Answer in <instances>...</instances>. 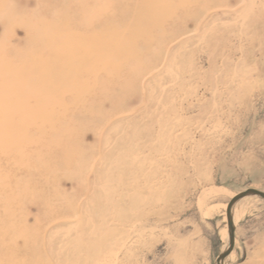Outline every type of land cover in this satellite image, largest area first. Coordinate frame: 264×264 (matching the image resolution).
<instances>
[{
	"label": "rangeland",
	"instance_id": "374dc122",
	"mask_svg": "<svg viewBox=\"0 0 264 264\" xmlns=\"http://www.w3.org/2000/svg\"><path fill=\"white\" fill-rule=\"evenodd\" d=\"M247 189L264 0H0V264H217ZM232 216L264 264V200Z\"/></svg>",
	"mask_w": 264,
	"mask_h": 264
},
{
	"label": "water",
	"instance_id": "95a60500",
	"mask_svg": "<svg viewBox=\"0 0 264 264\" xmlns=\"http://www.w3.org/2000/svg\"><path fill=\"white\" fill-rule=\"evenodd\" d=\"M249 196V195H254L257 196L261 199L264 200V193L258 191V190H254V189H247L244 190L241 193L236 194V196L234 198H232V200L228 203L227 207H225V218L227 221V229H228V237H229V245L227 246L228 249L227 251L224 253V255L222 256V259H220V261L217 264H226L228 259L230 258L233 250H234V244H235V229H234V225L233 222L231 221V215H230V207H233V205L240 200L241 198H243L244 196Z\"/></svg>",
	"mask_w": 264,
	"mask_h": 264
},
{
	"label": "bare ground",
	"instance_id": "6f19581e",
	"mask_svg": "<svg viewBox=\"0 0 264 264\" xmlns=\"http://www.w3.org/2000/svg\"><path fill=\"white\" fill-rule=\"evenodd\" d=\"M245 197H247V195L246 196H244L243 198H241L240 200H238L235 204H238V203H240ZM235 204L233 205V207L235 206ZM233 207H230L231 208V210H230V215H231V221L233 220V216H232V210H233ZM233 222V221H232ZM227 235V234H226ZM225 239H228L227 241H228V245H229V237L228 236H226L225 237ZM223 242V241H222ZM223 245V244H222ZM228 245H225L226 246V248H225V250L222 252V254L224 255V253L227 251V249H228ZM235 245V244H234ZM233 254V253H232ZM231 254V255H232ZM222 255V256H223ZM220 259H222V257H220ZM220 259H218L219 261H220Z\"/></svg>",
	"mask_w": 264,
	"mask_h": 264
}]
</instances>
